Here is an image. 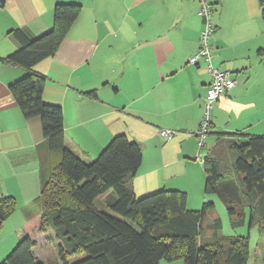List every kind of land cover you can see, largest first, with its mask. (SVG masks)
<instances>
[{
  "label": "crops",
  "instance_id": "crops-1",
  "mask_svg": "<svg viewBox=\"0 0 264 264\" xmlns=\"http://www.w3.org/2000/svg\"><path fill=\"white\" fill-rule=\"evenodd\" d=\"M58 3H78L81 11L56 53L32 68L45 76L43 99L62 107L65 145L86 162L118 134L141 145L142 164L130 181L137 197L177 189L190 209L216 203L205 194L203 158L223 133L264 135V0L213 6L212 63L231 71L236 86L214 102L201 150L211 76L203 59L188 63L204 26L199 0H0V199L16 205L0 227V264L25 235L36 240L40 261L59 263L55 231L41 230L40 197L61 153L50 151L41 119L26 118L9 89L28 70L7 61L21 45L14 30L29 38L49 31ZM161 129L174 134L164 139Z\"/></svg>",
  "mask_w": 264,
  "mask_h": 264
},
{
  "label": "trees",
  "instance_id": "trees-1",
  "mask_svg": "<svg viewBox=\"0 0 264 264\" xmlns=\"http://www.w3.org/2000/svg\"><path fill=\"white\" fill-rule=\"evenodd\" d=\"M80 11L78 3H58L49 31L29 38L14 30L21 45L7 57L28 70L9 85L17 104L26 118L41 119L50 151L61 153L40 197L41 230L55 231L58 264H161L163 259L178 258L185 264H249V237L238 236L225 243L217 235L222 228L217 215L211 223L214 239L200 243L204 220L215 209L212 200L194 210L187 206V193L177 189L137 197L130 181L141 167L143 151L127 134L114 136L90 162L66 147L63 109L44 101L45 76L32 68L56 53ZM243 135L221 134L203 158L205 194H218L239 223L245 224L250 216V228L258 227L261 237L264 227L258 222L264 221V135L242 139ZM110 191L106 199L109 210H104L97 200ZM239 200L242 208L237 212ZM15 207L12 197L0 199V227ZM35 245L30 235L23 236L1 264H46L36 257Z\"/></svg>",
  "mask_w": 264,
  "mask_h": 264
},
{
  "label": "built area",
  "instance_id": "built-area-1",
  "mask_svg": "<svg viewBox=\"0 0 264 264\" xmlns=\"http://www.w3.org/2000/svg\"><path fill=\"white\" fill-rule=\"evenodd\" d=\"M200 8L198 15L203 19L204 26L200 35V48L190 56L188 63L196 65L203 59L210 72L211 81L204 100V114L201 120L199 131L197 132L199 149L201 150L207 142L212 119L211 112L214 102L223 94L229 92L236 86V79L229 70H222L212 63V43L211 38L216 30L213 20V6L217 0H199ZM174 134L173 130L161 129L159 135L164 139H169Z\"/></svg>",
  "mask_w": 264,
  "mask_h": 264
},
{
  "label": "rangeland",
  "instance_id": "rangeland-1",
  "mask_svg": "<svg viewBox=\"0 0 264 264\" xmlns=\"http://www.w3.org/2000/svg\"><path fill=\"white\" fill-rule=\"evenodd\" d=\"M215 197V209L212 212H209L204 220L203 228L201 235L203 239H199L200 243H205L204 241L214 239L213 229L211 223L213 222V217L215 215L219 216L222 221V228L218 231V237L223 238L225 243H229V240L234 237L238 236H248L250 242V252H251V259L249 264H264V234L261 235L259 233L258 227L250 228V216L246 218V223L242 224L239 223L238 217H232L228 213V209L222 199L219 197L218 194H213ZM107 199V197H106ZM106 199H101L98 201V204L103 207L104 204L107 202ZM246 202V200H245ZM244 204H247L245 203ZM240 200L236 204L237 212L241 210L240 207ZM259 226L264 227V221L258 222ZM257 223L254 225L256 226Z\"/></svg>",
  "mask_w": 264,
  "mask_h": 264
}]
</instances>
